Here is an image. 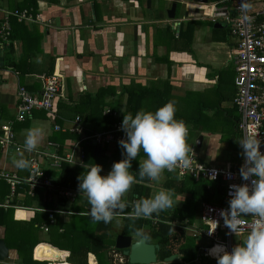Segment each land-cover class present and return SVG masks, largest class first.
Wrapping results in <instances>:
<instances>
[{
	"label": "crops",
	"instance_id": "obj_1",
	"mask_svg": "<svg viewBox=\"0 0 264 264\" xmlns=\"http://www.w3.org/2000/svg\"><path fill=\"white\" fill-rule=\"evenodd\" d=\"M35 1L36 12L24 8L32 13L33 19L18 20L10 13L18 10L17 7L25 4L26 0H0V23H4L8 17L9 23L13 19L12 21L22 22L27 27L18 34L14 33L12 39V33H9L5 41L7 44L4 45V42L0 45V132L2 125L10 122L16 142L23 145L26 130L40 126L45 129V139L37 150L56 152L61 156L70 154L73 162L63 161L58 169H50L48 161L40 156V169L45 175L53 177L54 188L36 187L31 192L25 181L29 171L19 170L14 165V160L18 158L28 159L27 154L14 150L4 152L0 148V170L15 173L22 180L12 190L8 182L0 179V207L8 210L7 225H0V240L4 241L8 254L0 260V264H47L54 261L46 259H51L53 248L49 245L58 249L59 260L56 262L65 264L62 255L66 252L64 260L68 262L71 248L65 242L67 239L57 234L63 232L72 216L81 218L84 233L80 234V240L82 236L90 240L97 232L96 222L81 217H90L89 204L84 194H80L77 187L56 184L63 163L71 169H89L98 164L102 166V175L112 168L108 163L103 165L99 161H84L85 156L89 160H95L90 154L100 156L103 146L107 147L103 153L108 158L117 148L115 144L103 145L100 154L96 155L94 149L97 146L90 150L82 146L81 139L84 135L105 131L94 122V118H86L78 112L79 105L86 109L84 94L95 96L100 88L113 87L115 95L106 96L105 101L120 115L125 111L127 95L119 103L118 94L125 84H139L143 88L153 87L159 91L158 96L148 92L143 103L144 111L154 112L159 108L160 93L165 89L166 94L169 90L170 93L162 104L171 102L174 105L176 119L182 120L187 126L190 135L187 143L197 153L200 162L235 166L243 158L239 144L235 143L234 146L230 142L236 134L234 117H238L232 102L235 94V71L230 62L231 43L224 23L221 20L212 22L209 18L211 8L208 5L217 1L186 4L173 21H168L164 16V7H159L158 0H151L149 6L147 0ZM183 21L195 22L189 50L177 48L181 46L173 37L178 35L171 29L172 25H178L180 30ZM9 31L12 32V25ZM7 45L12 47L9 46L8 49ZM44 76H56L61 84L52 111H34L30 118L18 121V88L23 86L33 92H41ZM105 109L106 115L115 114L112 111L106 113L108 106ZM77 118L80 132L63 130L62 127L72 126ZM55 124L60 127L59 130H54ZM199 136L202 139L197 145ZM49 141L57 143V147L48 146ZM142 158L143 155L140 159ZM167 176L168 174H163L161 181H153L152 189L158 186V191L169 190L163 186ZM58 188L77 193L73 197L62 196L58 194ZM132 189L131 187L123 197L127 213H117L113 221L121 218V222L114 223L111 228L113 243L105 248V255L101 260L95 253L88 252L86 264H117L110 255L112 249L124 258L122 251L115 247V238L122 234L124 216L128 218L131 215L134 204L138 201ZM153 190L151 196L157 193ZM170 191L173 194L171 209L184 208L185 199L190 195ZM199 203L194 204V220L175 222L188 236L194 238L197 245L195 257L185 261L178 254L177 260L165 262L162 259L157 260V264H193L191 262L197 256L201 239L197 240L190 235L181 224L197 221ZM49 211H57L53 213V222H50ZM32 223L34 231L29 226ZM44 225L48 226L47 231L42 228ZM92 225L94 226L91 228ZM142 229L148 230L145 227ZM24 230L30 235H26ZM43 235L50 236V241L44 239ZM130 236L135 240L136 235ZM27 240L36 241L32 249ZM146 241L154 243L148 239ZM201 242L205 243V240L202 239ZM41 244L43 259H38ZM127 263L125 256L122 264Z\"/></svg>",
	"mask_w": 264,
	"mask_h": 264
},
{
	"label": "built area",
	"instance_id": "obj_2",
	"mask_svg": "<svg viewBox=\"0 0 264 264\" xmlns=\"http://www.w3.org/2000/svg\"><path fill=\"white\" fill-rule=\"evenodd\" d=\"M247 5V7H243ZM211 8L209 18L212 22L221 20L227 29V38L231 43L230 62L235 71L234 86L235 94L232 102L238 112L236 130L240 140L245 136H258L261 139V151L264 152V0H219L208 5ZM11 16H16L18 20L33 19L32 13L28 10H14ZM172 32L178 35L179 26L172 25ZM10 23L8 17L5 22L0 23V45L6 41L10 33ZM7 42L4 43L6 45ZM1 50V46H0ZM1 65V64H0ZM61 90V84L56 76H44V87L40 93L33 92L26 87L20 86L17 91L16 119L25 121L30 118L34 110H51ZM106 113H110L107 110ZM115 116V114H113ZM10 122L4 123L0 132V148L2 151L14 150L27 154L31 162V168L28 169L29 176L25 179L32 192L36 187L54 188L53 177L45 175L39 166L40 156L48 161L50 169H58L60 164L65 161L72 163V155L66 156L55 153L38 151L37 149L28 152L24 144L16 142L15 134L11 129ZM122 122H115L113 126L105 131L94 132L91 135H84L81 139L90 142L94 146H103L109 144L118 145V141L126 138L121 130ZM63 130L80 132L79 118L74 120L72 126L62 127ZM58 125L54 130H59ZM48 146L57 147V143L49 141ZM193 150L192 171H185L183 168H177L174 172L165 171L164 174L188 175L193 178H201L211 182L215 188L222 190V193L213 200H202L198 207L197 221L189 224L184 222L182 227L186 228L190 235L198 239H204L205 243L199 242V249L196 258L191 262L193 264H217L216 258L209 254V250L214 245L223 244L228 251H231L237 244H242L246 239L251 227L258 222L254 216L241 217V230L236 235L237 241L233 243L230 233L225 227L221 211L228 208L229 186L232 184L248 183L251 178L245 181L240 176V168L244 163L242 161L233 165H214L200 162L197 153ZM143 152V151H142ZM192 154L190 153V156ZM145 154L142 160H144ZM203 166V167H202ZM213 177H215L213 179ZM0 179L8 182L12 188L22 182L15 173L0 170ZM211 185L207 188L211 190ZM76 191L58 188V194L62 196H75ZM49 211L50 222H53V213ZM217 226V227H216ZM46 231L48 226H42ZM215 229L209 234V231ZM235 236V235H234ZM110 255L117 264L124 263V258L114 249ZM127 258V257H126ZM189 263V262H188ZM184 263V264H188ZM47 264H59L56 261H50ZM128 264V263H127Z\"/></svg>",
	"mask_w": 264,
	"mask_h": 264
},
{
	"label": "clouds",
	"instance_id": "obj_3",
	"mask_svg": "<svg viewBox=\"0 0 264 264\" xmlns=\"http://www.w3.org/2000/svg\"><path fill=\"white\" fill-rule=\"evenodd\" d=\"M175 112L174 105L169 102L154 112L140 110L135 115L124 114L120 127L126 138L118 141L124 158L114 162L105 175L101 174L102 166L95 164L78 177L79 192L86 197L88 214L94 222L111 223L116 214L127 207L123 197L136 181L130 169L141 151L146 158L139 162L140 179L159 182L165 171L171 173L177 168L193 170V150L187 143L188 128L182 120L176 119ZM44 139L45 129L33 126L24 134V148L32 152L41 146ZM238 143L244 158L240 176L245 181L251 178V183L230 185L228 208L220 214L225 227L235 236L241 230V217L254 216L258 222L252 225L242 244H237L231 251L223 244H217L209 254L216 258L217 264H264V152L260 150L261 139L258 136H245ZM14 165L19 170L31 168V162L24 158L14 160ZM172 206V192L160 190L151 197L138 200L128 218L133 222L151 219L154 214L159 216ZM136 236L149 239V234L142 228L136 229Z\"/></svg>",
	"mask_w": 264,
	"mask_h": 264
},
{
	"label": "trees",
	"instance_id": "obj_4",
	"mask_svg": "<svg viewBox=\"0 0 264 264\" xmlns=\"http://www.w3.org/2000/svg\"><path fill=\"white\" fill-rule=\"evenodd\" d=\"M18 10H22L24 8L32 9L34 12H36V1L35 0H26L25 4L17 7ZM11 18V17H10ZM10 25H12V37L14 38V33H20L23 30H26L27 27L22 22H16L15 20L12 21ZM195 22L193 21H183L180 26L179 34L177 37H173L176 39L175 42L179 43L181 47H177L179 49L189 50L190 44H191V38L193 33ZM185 25V27H184ZM169 28V27H168ZM12 47L11 45H9ZM8 45L6 46L8 49L10 48ZM168 87V84H167ZM166 88V87H165ZM43 90V89H42ZM165 89L162 90L160 93V97H158L159 104L162 106L164 102V98H166L167 95H169V90L164 93ZM148 92L156 93L158 96L159 91L156 88H143L139 84L134 85H127L125 84L122 86L121 92L118 94V101L119 103L122 102L124 95H127L126 99V107L125 111L120 113L115 111L116 109L113 108L111 104H108L105 101V97L108 95H115V89L110 86H106L103 88H100V90L96 93L95 96H92L91 94H84V98L86 100V109L82 107V105L78 106V112L81 113V115H85L86 118H94V122L99 126L102 127L104 130H107L113 126L115 122H122L124 114H133L135 115L138 111L142 110L143 103L145 101V98L148 94ZM40 93V92H36ZM105 106L109 107L110 112H114L115 116L113 114L106 115L104 112ZM159 106V107H160ZM108 109V110H109ZM236 110V108H235ZM34 111H44L46 113L51 112V110H34ZM33 111V112H34ZM32 112V113H33ZM88 116V117H87ZM84 117V116H83ZM239 117V115H238ZM237 115L234 117V124L236 129V122L238 119ZM96 119V120H95ZM179 120V119H178ZM56 125V124H55ZM54 125V126H55ZM236 134L232 139H230V142L232 145L236 146L235 143H238L240 140V136L235 131ZM189 136L187 137V140L189 139ZM78 137V136H77ZM16 139V138H15ZM63 141V139H62ZM62 144V142H61ZM239 144V143H238ZM82 146L87 149H91L94 147L93 144H91L88 141L83 140ZM106 146H103L102 152L100 156H94L92 153L90 154L91 157H93L95 160H89L88 158H84L85 163H93V161H99L100 164H111L113 165L114 162L119 161L123 159L122 149L117 145L116 151L110 158L105 156L103 152L106 151ZM239 148V147H236ZM144 155V153L141 151L137 159H134L132 161V169L130 171L132 174L136 177V181L132 186L133 193L136 194V197L138 200L143 198L151 197V190L152 186L151 183L153 181L148 180L147 178L140 179L138 175V168H139V162H142L143 160L140 159V157ZM69 166L66 165V163H63L61 166V172L59 176L57 177L56 184L64 186V184H67L69 186H74L78 188L79 180L78 177L88 170L87 168L81 167V168H68ZM168 178L163 183V186L166 189L172 190L176 194H189L190 197L185 199V207L184 208H178V209H168L165 212H162L159 216H155L151 219H137L135 222L131 221L127 216H124L123 218V228H122V234L125 235H136V229L138 228H147L148 230L145 231L149 234L150 241L159 244V257L160 260L164 259L165 257H168L173 254H179L180 258L185 261H190L195 257L197 245L195 244L194 238L188 236L186 234V231L179 227L175 222H183L184 220L192 221L195 218L194 213V204L197 202H201L202 200L209 201L216 199L221 193L222 190L215 188L214 184L211 185V182H208L207 180H203L201 178H193L188 175H180V174H168ZM208 185H211V190L207 188ZM29 187V186H28ZM127 207L120 211L121 213H127ZM7 211L6 209L0 207V225H7ZM171 212V214H169ZM119 213V212H118ZM77 218L71 220V222L68 223L66 228L61 232L60 234H57L59 237H64L67 240L65 241L67 245L71 248V255L68 260V262L73 264H86V257L88 252L95 253L99 259L103 257L104 250L109 246V244L113 243V239L111 238V228L114 224V219L111 223L105 224L103 222H96V228L97 232L96 234L89 240L86 239L84 236L81 237L80 240V234L83 232V227L81 224V218L76 216ZM85 220H92L91 217L87 216H81ZM76 221V223H75ZM175 223V224H174ZM30 224V229L32 228L33 231L35 230L34 227ZM26 235H30L28 231H25ZM23 232V233H24ZM28 232V233H26ZM28 238V237H27ZM26 238V239H27ZM22 239L24 240V234ZM27 242H29L27 240ZM30 248L35 245L36 241L33 242L31 240ZM60 245V244H59ZM56 245V246H59ZM41 244L39 252L37 253V257L40 259H43L41 255L42 251ZM62 248V247H61ZM66 255V252L62 255V261L65 264H70L67 261L64 260V256ZM177 264V263H172Z\"/></svg>",
	"mask_w": 264,
	"mask_h": 264
},
{
	"label": "water",
	"instance_id": "obj_5",
	"mask_svg": "<svg viewBox=\"0 0 264 264\" xmlns=\"http://www.w3.org/2000/svg\"><path fill=\"white\" fill-rule=\"evenodd\" d=\"M209 0H158L159 7L162 9L164 16L167 17L168 21H173L180 15L181 9L184 5L189 3L194 4H205ZM151 0H147V6H149ZM202 139L201 136L197 138L196 144ZM102 147L99 145L95 147L94 152L99 155ZM49 245V244H48ZM50 247L57 249L51 245ZM115 247L122 251L127 257L128 264H157L159 251V244L148 243L146 240L137 239L133 240L132 236L125 234H118L115 238ZM58 250V249H57ZM61 251V250H59ZM64 252V251H62ZM8 249L3 240H0V260L7 257ZM178 259V254H173L164 258V261H174Z\"/></svg>",
	"mask_w": 264,
	"mask_h": 264
},
{
	"label": "rangeland",
	"instance_id": "obj_6",
	"mask_svg": "<svg viewBox=\"0 0 264 264\" xmlns=\"http://www.w3.org/2000/svg\"><path fill=\"white\" fill-rule=\"evenodd\" d=\"M215 1H219V0H215ZM158 186H156V188H157ZM156 188H155V186H154V192H158V190H156ZM162 188V187H161ZM75 218H77L76 216H72V219L71 220H73V219H75ZM116 222H121V218H116V220H115V222L114 223H116ZM75 223H76V221H75ZM178 223V222H177ZM77 224V223H76ZM94 225H92L91 226V228L93 227ZM52 236L53 237H55V234H52ZM116 235H114V237H115ZM43 237H44V239H47V240H49V238H50V236H48V235H43ZM134 239L135 240H137L138 239V237L137 236H135L134 237ZM50 241V240H49ZM232 241H233V243H235L236 241H237V237L236 236H234L233 235V237H232ZM157 254L159 255V251H157ZM158 261H160V257H158Z\"/></svg>",
	"mask_w": 264,
	"mask_h": 264
},
{
	"label": "bare ground",
	"instance_id": "obj_7",
	"mask_svg": "<svg viewBox=\"0 0 264 264\" xmlns=\"http://www.w3.org/2000/svg\"><path fill=\"white\" fill-rule=\"evenodd\" d=\"M41 246V245H40ZM39 249H40V247H39ZM38 252H39V250H38ZM38 258V257H37ZM46 258V257H45ZM38 259H40V258H38ZM46 259H48V260H52V259H54V261H58L59 260V254H58V251L56 250V249H52L51 250V259H49V258H46Z\"/></svg>",
	"mask_w": 264,
	"mask_h": 264
}]
</instances>
